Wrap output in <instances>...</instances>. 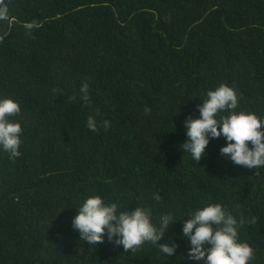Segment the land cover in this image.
<instances>
[{
    "label": "trees",
    "instance_id": "trees-1",
    "mask_svg": "<svg viewBox=\"0 0 264 264\" xmlns=\"http://www.w3.org/2000/svg\"><path fill=\"white\" fill-rule=\"evenodd\" d=\"M0 2V95L18 102L22 128L21 155L0 151V264H194L182 221L158 241L175 238L173 257L80 240L71 220L89 195L154 219L220 203L244 221L249 264H264V168L225 161L223 137L198 162L180 151L185 118L222 83L237 110L264 116V0ZM89 115L109 128L90 131Z\"/></svg>",
    "mask_w": 264,
    "mask_h": 264
},
{
    "label": "clouds",
    "instance_id": "clouds-1",
    "mask_svg": "<svg viewBox=\"0 0 264 264\" xmlns=\"http://www.w3.org/2000/svg\"><path fill=\"white\" fill-rule=\"evenodd\" d=\"M10 18L9 8L0 2V21ZM32 29L33 24H26ZM82 103L89 102L88 84L79 88ZM73 97H69L71 101ZM202 103L197 105L198 116H187L183 122L186 140L180 151L188 153L191 161L198 162L205 156L210 140L223 137L225 145L219 149L225 161L248 169L264 168V116L237 110L238 98L235 89L220 84L208 90ZM149 109H145L148 112ZM21 108L13 98L0 95V151L9 158L19 157L22 132L18 116ZM86 127L97 131L98 127L109 128V121L98 122L89 115ZM156 202L161 197L153 193ZM71 226L82 241L93 246L105 239L114 246H122L125 252L135 251L145 243L151 244L158 253L166 257L176 256L178 244L169 236L158 244L171 225L182 221L181 238L186 242L185 259L194 264H249L254 257L253 248L238 239L243 219L238 220L220 203H205L201 207L184 213L177 219L172 211L161 212L153 218L148 206L122 208L116 202L106 201L99 195L83 198Z\"/></svg>",
    "mask_w": 264,
    "mask_h": 264
}]
</instances>
